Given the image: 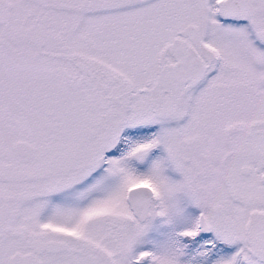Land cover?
I'll list each match as a JSON object with an SVG mask.
<instances>
[{
	"label": "snow or ice",
	"instance_id": "6c2138e0",
	"mask_svg": "<svg viewBox=\"0 0 264 264\" xmlns=\"http://www.w3.org/2000/svg\"><path fill=\"white\" fill-rule=\"evenodd\" d=\"M0 264H264V0H0Z\"/></svg>",
	"mask_w": 264,
	"mask_h": 264
}]
</instances>
